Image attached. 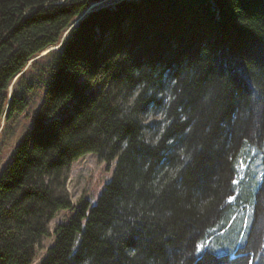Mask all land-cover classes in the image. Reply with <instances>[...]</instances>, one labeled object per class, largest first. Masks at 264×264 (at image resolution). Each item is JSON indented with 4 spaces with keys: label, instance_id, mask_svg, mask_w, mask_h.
<instances>
[{
    "label": "trees",
    "instance_id": "obj_1",
    "mask_svg": "<svg viewBox=\"0 0 264 264\" xmlns=\"http://www.w3.org/2000/svg\"><path fill=\"white\" fill-rule=\"evenodd\" d=\"M101 1L0 0V264H264V0Z\"/></svg>",
    "mask_w": 264,
    "mask_h": 264
},
{
    "label": "rangeland",
    "instance_id": "obj_2",
    "mask_svg": "<svg viewBox=\"0 0 264 264\" xmlns=\"http://www.w3.org/2000/svg\"><path fill=\"white\" fill-rule=\"evenodd\" d=\"M101 2L113 3L115 0H103ZM54 48L55 47H50L47 52ZM15 81L16 79L14 82ZM10 90H12V85ZM41 95L42 90L37 87L32 93L31 105L27 112L18 115L14 121L10 122V124H7V126L5 122L6 120L3 117L0 127V168L1 165L10 157L12 149L21 137V134L30 127L34 110L39 105ZM6 127H8L7 130H5ZM10 130L12 131V134L9 133ZM261 154H264V150H262ZM262 158L257 160L258 168L261 167L260 163ZM112 173L113 167L108 168V164L105 161H101L95 153H88L74 162L67 181V189L71 195V199L75 204V207L60 210L49 222L50 231L52 232L58 223L67 222L70 216L75 213L76 208L80 205L82 200L89 199L92 201V203H95L102 190V187L111 178ZM248 208L249 211L253 210V206L251 205ZM53 242V237L42 239L38 247V254L34 264H39L41 259L45 256L47 249L53 244Z\"/></svg>",
    "mask_w": 264,
    "mask_h": 264
},
{
    "label": "snow or ice",
    "instance_id": "obj_3",
    "mask_svg": "<svg viewBox=\"0 0 264 264\" xmlns=\"http://www.w3.org/2000/svg\"><path fill=\"white\" fill-rule=\"evenodd\" d=\"M202 248H203V245H200V246H198V249H197V250L199 251V250H201Z\"/></svg>",
    "mask_w": 264,
    "mask_h": 264
},
{
    "label": "water",
    "instance_id": "obj_4",
    "mask_svg": "<svg viewBox=\"0 0 264 264\" xmlns=\"http://www.w3.org/2000/svg\"><path fill=\"white\" fill-rule=\"evenodd\" d=\"M49 49H50V48H48V49H46L45 51H43V53H42V54L46 53V52H47Z\"/></svg>",
    "mask_w": 264,
    "mask_h": 264
}]
</instances>
